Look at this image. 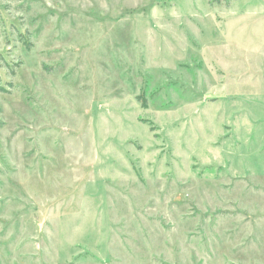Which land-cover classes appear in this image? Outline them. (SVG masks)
<instances>
[{"label": "rangeland", "instance_id": "obj_1", "mask_svg": "<svg viewBox=\"0 0 264 264\" xmlns=\"http://www.w3.org/2000/svg\"><path fill=\"white\" fill-rule=\"evenodd\" d=\"M249 3L0 0V264H264Z\"/></svg>", "mask_w": 264, "mask_h": 264}, {"label": "crops", "instance_id": "obj_2", "mask_svg": "<svg viewBox=\"0 0 264 264\" xmlns=\"http://www.w3.org/2000/svg\"><path fill=\"white\" fill-rule=\"evenodd\" d=\"M248 2H250L249 4H254L253 6L255 7V9H253L254 11L251 10V12L247 11V13L253 12L256 18L261 19V22L257 25V28L260 29V34H263V42L259 41L261 45L257 47V50L261 48V51H263L264 50V0H248ZM247 7L248 6H246V8L244 7L245 10H248ZM256 33L259 34L258 31ZM262 66H264V64H262ZM261 73L263 74V71H261ZM257 78L260 79L258 83H264L263 75H259Z\"/></svg>", "mask_w": 264, "mask_h": 264}]
</instances>
